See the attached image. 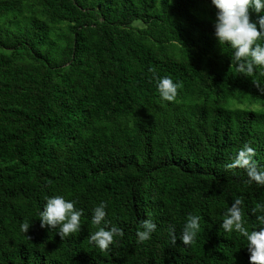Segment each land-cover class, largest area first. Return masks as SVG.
<instances>
[{
  "label": "trees",
  "instance_id": "16d2710c",
  "mask_svg": "<svg viewBox=\"0 0 264 264\" xmlns=\"http://www.w3.org/2000/svg\"><path fill=\"white\" fill-rule=\"evenodd\" d=\"M216 12L211 0H0V264H250L246 238L221 224L236 198L249 231L264 214L252 212L264 186L226 167L247 144L264 170V68L236 72ZM156 77L182 82L175 102ZM54 195L83 209L79 234L41 227ZM189 214L201 227L186 246ZM146 219L156 228L138 242ZM101 226L124 232L106 252L88 239Z\"/></svg>",
  "mask_w": 264,
  "mask_h": 264
},
{
  "label": "clouds",
  "instance_id": "9594fccd",
  "mask_svg": "<svg viewBox=\"0 0 264 264\" xmlns=\"http://www.w3.org/2000/svg\"><path fill=\"white\" fill-rule=\"evenodd\" d=\"M217 9L214 23L215 36L220 45H230L233 50L232 63L236 65V72L246 77H251L257 68H264V0H211ZM257 14L256 20L252 19V13ZM158 92L161 98L168 102H175L179 89L183 87L182 82H174L171 77H156ZM254 85L264 92V87L256 80ZM255 150L245 144L238 152L232 163L226 165L229 169L237 167L247 170L249 183L256 182L264 186V170H259L256 161L253 159ZM76 201L67 200L64 196L54 195L46 199L43 211L40 212L41 227L50 226L58 230L63 240L66 237L77 235L82 231L83 209L76 207ZM243 200L236 198L224 213L221 228L227 233H237L246 238L247 249L250 253V264H264V214L256 217L258 229L252 230L245 226V213ZM107 204L101 202L93 209L92 224L101 225L106 221ZM264 213V205L257 203L252 209ZM200 217L189 214L187 222L183 227L181 237L183 244L190 246L196 242L200 231ZM31 223L24 222L20 230L28 233ZM143 231L137 232L138 242H145L151 239L156 225L150 219L142 222ZM171 236V244H176L174 229ZM121 228L99 227L97 231L88 237L90 243H95L101 252H106L116 243V237H123Z\"/></svg>",
  "mask_w": 264,
  "mask_h": 264
}]
</instances>
